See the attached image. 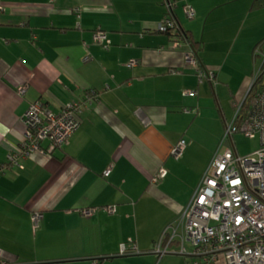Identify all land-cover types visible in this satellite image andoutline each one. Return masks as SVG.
I'll list each match as a JSON object with an SVG mask.
<instances>
[{"label":"crops","instance_id":"crops-1","mask_svg":"<svg viewBox=\"0 0 264 264\" xmlns=\"http://www.w3.org/2000/svg\"><path fill=\"white\" fill-rule=\"evenodd\" d=\"M256 2L0 0V252L7 264H157L160 243L178 255L170 264L201 261L182 242L183 211L262 70L256 49L264 5ZM169 3L199 45L202 66L216 73L214 83L200 82L189 64L188 38L177 47L158 29ZM98 30L103 42L94 38ZM21 85L26 96L17 93ZM37 100L54 112L81 102V124L64 147L35 151L19 166L10 156L22 151V116ZM35 212L44 213L37 229Z\"/></svg>","mask_w":264,"mask_h":264},{"label":"built area","instance_id":"built-area-1","mask_svg":"<svg viewBox=\"0 0 264 264\" xmlns=\"http://www.w3.org/2000/svg\"><path fill=\"white\" fill-rule=\"evenodd\" d=\"M169 8L173 10V3H169ZM79 11L80 9L77 8L76 12ZM187 14L191 18L194 17V9L187 7ZM175 23L167 15L158 23V29L165 32L170 27H174ZM177 30L178 28L175 27L177 39L175 45L179 47L180 41L186 38ZM94 38L103 42L107 38L106 32L98 30ZM256 53L262 55L264 59L262 46L257 47ZM187 60L198 73L200 82L216 81V73L204 68L200 58L194 53L188 54ZM262 73L263 77L260 79ZM17 93L26 96L28 86L21 85L17 88ZM246 99L247 112L242 113L240 108L228 124L222 142L223 148L214 155L190 203L183 211L182 242L193 245L194 253L201 256V261L196 264L213 263L222 253L226 257V264H264L263 67ZM82 112L81 102H70L60 112H54L39 100L33 102L22 116L27 126L22 151L12 154L10 162L23 166L22 159L29 157L35 151H52L64 147L79 128ZM238 133L250 138L259 135L260 148L248 155L240 154L235 142V135ZM186 146L185 139L176 145L173 154L177 159L184 155ZM110 172L109 169L105 174L109 175ZM109 210L114 211L113 207ZM92 212V210L85 211L88 215ZM43 217L42 212L33 214L36 229L41 227ZM173 239L174 236H170V240ZM162 246L160 243L155 249L159 258L157 264H160L161 257L169 250V245ZM123 252H128L126 246L123 247ZM0 264H7L1 252Z\"/></svg>","mask_w":264,"mask_h":264},{"label":"rangeland","instance_id":"rangeland-1","mask_svg":"<svg viewBox=\"0 0 264 264\" xmlns=\"http://www.w3.org/2000/svg\"><path fill=\"white\" fill-rule=\"evenodd\" d=\"M264 61V59H263ZM205 142L207 143V145H212L213 141L206 139ZM235 142H236V146L239 149V153L242 155H248L251 153H254L258 148H260L261 146V138L259 135H256L255 138H250L247 137L246 135L242 134V133H238L235 136ZM192 245H190V243H188V247H190ZM173 249L170 248V251H172ZM157 253V252H155ZM156 259H157V254L155 255ZM178 255L176 254H171V253H165L162 257L163 262L162 264H167V262L165 263L164 261H168V264L173 263V258H176ZM220 262L218 264H226V257L225 255L222 253L221 257L219 258Z\"/></svg>","mask_w":264,"mask_h":264},{"label":"trees","instance_id":"trees-1","mask_svg":"<svg viewBox=\"0 0 264 264\" xmlns=\"http://www.w3.org/2000/svg\"><path fill=\"white\" fill-rule=\"evenodd\" d=\"M256 5L255 6H263L264 5V0H257V2L255 3ZM173 14V15H172ZM168 15L174 20V11L171 10ZM175 21V20H174ZM176 22V21H175ZM177 24V25H176ZM175 27L178 28V32H180V34H182L184 37L188 38L190 41H191V38L188 34V32L183 28V26H179L178 25V22L175 23L174 27H170L167 31H165L166 34L170 35L172 38H176V32H175ZM194 45V51H195V55L197 57H199L197 55V52L199 51V45L195 43V41H191ZM263 44H264V39H262L261 41H259L257 47H260L262 46L263 47ZM200 58V57H199ZM201 60V59H200ZM263 71H264V64H263ZM263 77V73L262 75L260 76V79ZM258 82H261L258 80ZM255 87V85H254ZM248 110V100L246 99L245 100V103L243 104V106L241 107V112L242 113H246Z\"/></svg>","mask_w":264,"mask_h":264}]
</instances>
